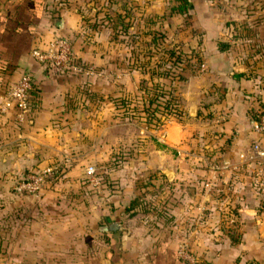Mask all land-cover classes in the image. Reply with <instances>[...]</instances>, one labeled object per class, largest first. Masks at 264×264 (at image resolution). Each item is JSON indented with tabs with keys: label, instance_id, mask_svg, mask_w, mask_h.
<instances>
[{
	"label": "crops",
	"instance_id": "crops-1",
	"mask_svg": "<svg viewBox=\"0 0 264 264\" xmlns=\"http://www.w3.org/2000/svg\"><path fill=\"white\" fill-rule=\"evenodd\" d=\"M20 1L0 0V92L21 70L32 79L27 119L17 124L11 112L0 113V257L183 264L175 252L184 244L198 264H264V170L237 158L256 137L250 121L264 106L260 0L192 3L187 29L200 33L203 68L172 83L179 112L154 127L133 117L145 105L135 64L142 58H99L97 42L83 44L80 31L114 30L100 18L113 12L129 14L131 28L135 16L166 11L167 0H42L34 22L32 6ZM175 18H166L165 30ZM226 21L239 26L236 36H226ZM53 32L96 73H59L33 59L30 48ZM218 39L229 40L226 50H216ZM125 97L130 103L114 102ZM222 159L232 166L210 169L209 161ZM57 163L37 194L14 191L29 168ZM88 164L102 182L88 181ZM136 195L140 203L130 206Z\"/></svg>",
	"mask_w": 264,
	"mask_h": 264
},
{
	"label": "built area",
	"instance_id": "built-area-1",
	"mask_svg": "<svg viewBox=\"0 0 264 264\" xmlns=\"http://www.w3.org/2000/svg\"><path fill=\"white\" fill-rule=\"evenodd\" d=\"M264 18V8L260 10ZM29 54L37 62L53 69L59 73L80 72L86 76L96 73L93 64L77 60L71 41L65 36L53 32L42 44L34 45L30 48ZM203 64H200V69ZM32 79L28 71L21 70L18 75L3 85L0 92V113L11 112L17 124H21L27 119L30 109L29 91ZM250 127L256 133V137L249 143L245 151L238 154L237 158L242 163L255 164L259 171L264 170V106L257 109L254 117L250 121ZM58 166L57 164H45L28 169L22 173L14 182L13 189L17 193L37 194L46 180ZM213 171H222L232 166L228 159L218 160L209 164ZM86 178L96 185L100 182V177L94 164L85 166ZM260 210L264 213V201L260 205ZM177 255L183 258L187 264H198L193 254H191L184 244H180ZM0 264H12L6 257H0Z\"/></svg>",
	"mask_w": 264,
	"mask_h": 264
},
{
	"label": "trees",
	"instance_id": "trees-1",
	"mask_svg": "<svg viewBox=\"0 0 264 264\" xmlns=\"http://www.w3.org/2000/svg\"><path fill=\"white\" fill-rule=\"evenodd\" d=\"M42 0H30L29 4H26V0H21L20 3H22L24 6L26 5V8L32 9L29 10L28 17L30 22H34V18L37 16V12H31L32 10H36L39 5H41ZM196 0H168V7L166 8V11H162L161 13L151 14L148 15V17L145 19L144 24L145 30L144 32L149 35V40L151 43H153L154 47L159 44V42L163 43L161 39H158L159 37L165 36V25H166V18L167 16L171 15H179L181 17H187V20L190 21V24L192 23L191 20V14L189 13V8L191 7L192 3ZM35 6H33V5ZM259 8H264V0H260ZM17 9H19V6L14 5ZM23 6V7H24ZM131 17V16H130ZM104 18H106L109 22L112 28L115 32H125L129 29L130 25V18L129 14L126 12L119 13V12H113L108 15H104ZM226 27V36L234 37L236 36V28L239 29V26H235L233 21H226L225 22ZM31 30H29L30 32ZM200 34V33H199ZM66 37V36H65ZM68 38V37H66ZM69 39V38H68ZM197 45H200V39L197 40ZM229 46V40H221L218 39L216 41V50L217 51H223L226 50ZM168 55L173 56V58H168L170 61V64L168 65V69H163L158 72V78H154V86L153 88H150V92L146 94L145 97V105L141 110H147V116L148 120L152 119L155 125H159L162 123V118L167 117L168 115H176L179 112L178 103L176 94L174 91V87L172 85L173 82L176 80H181L184 78V73L189 71H195L200 67L201 64V58H196L195 62L192 61V58H181L182 55L179 52H176L172 49L169 50ZM149 60L152 58H145V60ZM155 59V58H154ZM194 59V58H193ZM156 60L154 64H156ZM144 64L143 62H140L139 65ZM31 90V89H30ZM29 91V95H30ZM122 99H119L121 102ZM257 111V110H256ZM256 111L253 114V117L256 113ZM252 117V118H253ZM251 118V119H252ZM210 163L216 162L215 160L209 161ZM37 167V166H34ZM33 168V167H31ZM30 169V168H29ZM97 169V168H96ZM27 171V170H26ZM97 173L100 177V182H102L101 175L99 174V171L97 170ZM52 174V173H51ZM49 176V175H48ZM47 176V177H48ZM46 177V179H47ZM46 181V180H45ZM139 195L134 196L131 198L129 205H137L140 203ZM264 201V196L260 200L259 205ZM177 258L183 263L187 264V262L177 255L175 252ZM95 257H93V260Z\"/></svg>",
	"mask_w": 264,
	"mask_h": 264
},
{
	"label": "rangeland",
	"instance_id": "rangeland-1",
	"mask_svg": "<svg viewBox=\"0 0 264 264\" xmlns=\"http://www.w3.org/2000/svg\"><path fill=\"white\" fill-rule=\"evenodd\" d=\"M166 6L168 7V3ZM174 16H176L175 19H169L171 21L170 30L165 31L164 38H158L163 40V43L159 42L155 47L153 43L150 42L149 35L144 32L146 26L144 21L148 16H135V19L131 20V28L125 32H115L114 30H107L101 27L99 29L83 28L80 34H82L84 38H79L83 44L89 41L93 43L97 42L100 50L99 58H104V54H110L109 58H142L139 63L144 61V64L139 65L137 62L135 64L140 67L142 77L139 86L142 90V94L145 93L146 95L150 92V88H153V81L154 78H158V72L169 68L168 65L170 61L168 58H173V56L168 55L170 49L179 52L182 55L181 58H192L194 62L196 58H202V55H200V48L197 44H193L192 46L185 45L189 37H194L198 40L200 36L199 32L195 29H187L190 24L187 17H181L175 14ZM100 18H104V14L101 15ZM185 30H187V32H185ZM179 34L185 38L181 40L182 38L179 37ZM94 36L95 39L92 41L91 38ZM89 49L91 52H94L92 48ZM145 58L152 59L145 60ZM155 60L157 62L156 64H154ZM122 100L124 101L121 103H130L126 97L122 98ZM114 102L120 104L119 99L114 100ZM133 117L136 118L135 122L137 123L138 120L144 121V126L154 127L155 125L152 119H147V110H141L140 113H137ZM129 126L132 127L131 124Z\"/></svg>",
	"mask_w": 264,
	"mask_h": 264
},
{
	"label": "water",
	"instance_id": "water-1",
	"mask_svg": "<svg viewBox=\"0 0 264 264\" xmlns=\"http://www.w3.org/2000/svg\"><path fill=\"white\" fill-rule=\"evenodd\" d=\"M53 22H54V24L57 25V26H60V25H61V20H60L59 17L54 18V19H53ZM163 173L166 174V175H169V174H170V171H169L168 169H164V170H163ZM104 228H106V226H104V225H101V226H100V229H104Z\"/></svg>",
	"mask_w": 264,
	"mask_h": 264
}]
</instances>
